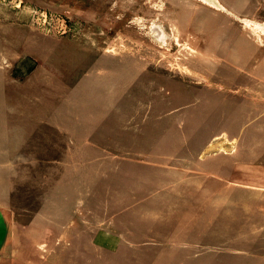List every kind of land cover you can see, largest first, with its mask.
I'll return each mask as SVG.
<instances>
[{"label":"rangeland","instance_id":"1","mask_svg":"<svg viewBox=\"0 0 264 264\" xmlns=\"http://www.w3.org/2000/svg\"><path fill=\"white\" fill-rule=\"evenodd\" d=\"M0 264H264V0H0Z\"/></svg>","mask_w":264,"mask_h":264}]
</instances>
